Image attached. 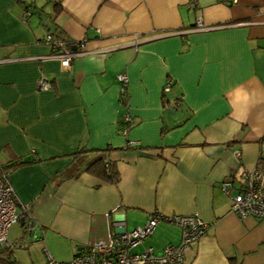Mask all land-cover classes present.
<instances>
[{
    "label": "crops",
    "instance_id": "1",
    "mask_svg": "<svg viewBox=\"0 0 264 264\" xmlns=\"http://www.w3.org/2000/svg\"><path fill=\"white\" fill-rule=\"evenodd\" d=\"M48 32L84 53L61 66ZM97 156L116 180L85 170ZM13 157L31 160L9 174L20 216L0 256L17 264L69 260L155 212L207 223L169 264H264V217L221 188L239 165L264 170V0H0V164ZM180 236L161 219L132 251Z\"/></svg>",
    "mask_w": 264,
    "mask_h": 264
},
{
    "label": "built area",
    "instance_id": "2",
    "mask_svg": "<svg viewBox=\"0 0 264 264\" xmlns=\"http://www.w3.org/2000/svg\"><path fill=\"white\" fill-rule=\"evenodd\" d=\"M24 13L27 15L28 11ZM196 27H203L202 21L196 20ZM44 42L52 50L50 56L59 61L63 67L69 66L71 60L84 53L85 39L64 40L50 32L44 36ZM120 83V91L124 93L127 89V76L121 72L116 75ZM38 89H48L50 83L39 78L36 81ZM170 84L164 87L168 91ZM132 119L126 113L122 131L126 132ZM129 142L128 144H130ZM239 156V152L235 153ZM236 183V192L231 197L230 210L238 216L253 215L264 217V170L258 166L245 167L239 165L231 179L224 181L221 185L222 190L228 194L229 189ZM235 188V187H234ZM20 213L17 210V201L14 190L9 180V175L0 170V245L7 242V231L11 224L17 222ZM164 219L175 225L181 230L180 240L177 244L166 245L162 250L154 252L151 246L141 251H132L133 247L141 243L146 237L150 236L159 220ZM120 226V223H118ZM33 223L26 225V231L30 232ZM207 223L196 213L171 216H164L161 213L151 214L147 221L131 230H120L109 232L105 238L92 241L86 249L73 255L66 261H55L48 257V264H148L159 263L169 264L180 262L186 246L197 241L205 232Z\"/></svg>",
    "mask_w": 264,
    "mask_h": 264
},
{
    "label": "trees",
    "instance_id": "3",
    "mask_svg": "<svg viewBox=\"0 0 264 264\" xmlns=\"http://www.w3.org/2000/svg\"><path fill=\"white\" fill-rule=\"evenodd\" d=\"M55 7H57V5H59V3H55L54 4ZM127 98L126 93H122L121 96V102H125ZM131 145L127 144L125 148L130 147ZM107 150H109L108 148H106ZM88 149H79L77 151V153H81V152H85ZM105 150V149H103ZM31 162V160H23L21 158H16L13 157V159H11V162H8L7 164H0V170L7 173L8 175L10 174V171L22 164H26ZM86 171L88 172H92L93 174L98 175L101 178H104L106 180H116L117 178V173H116V169L113 166V162L111 160L108 159H104L103 156H97L93 161H91L85 168ZM0 264H17V261L9 256V254H7L6 256H0Z\"/></svg>",
    "mask_w": 264,
    "mask_h": 264
},
{
    "label": "water",
    "instance_id": "4",
    "mask_svg": "<svg viewBox=\"0 0 264 264\" xmlns=\"http://www.w3.org/2000/svg\"><path fill=\"white\" fill-rule=\"evenodd\" d=\"M20 220H23V219L20 218Z\"/></svg>",
    "mask_w": 264,
    "mask_h": 264
},
{
    "label": "rangeland",
    "instance_id": "5",
    "mask_svg": "<svg viewBox=\"0 0 264 264\" xmlns=\"http://www.w3.org/2000/svg\"><path fill=\"white\" fill-rule=\"evenodd\" d=\"M132 250H134V249H132Z\"/></svg>",
    "mask_w": 264,
    "mask_h": 264
}]
</instances>
